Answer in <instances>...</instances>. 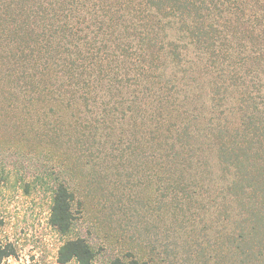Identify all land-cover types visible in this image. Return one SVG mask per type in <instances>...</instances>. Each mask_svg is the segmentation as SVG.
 <instances>
[{
    "label": "rangeland",
    "instance_id": "1",
    "mask_svg": "<svg viewBox=\"0 0 264 264\" xmlns=\"http://www.w3.org/2000/svg\"><path fill=\"white\" fill-rule=\"evenodd\" d=\"M73 237L264 264V0H0V264H77Z\"/></svg>",
    "mask_w": 264,
    "mask_h": 264
},
{
    "label": "trees",
    "instance_id": "2",
    "mask_svg": "<svg viewBox=\"0 0 264 264\" xmlns=\"http://www.w3.org/2000/svg\"><path fill=\"white\" fill-rule=\"evenodd\" d=\"M144 60H138L142 65ZM135 64V63H134ZM145 70L141 67V71ZM74 194L63 182L57 184L52 195V204L50 207V223L62 234H68L74 225L73 211ZM10 251H1L0 258L10 255ZM95 251L90 244L82 237L67 238L59 247L57 252V261L59 263L68 262L75 259L77 264H97L95 260ZM104 264H140L136 259L131 258L125 262L116 257Z\"/></svg>",
    "mask_w": 264,
    "mask_h": 264
}]
</instances>
